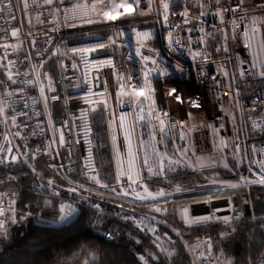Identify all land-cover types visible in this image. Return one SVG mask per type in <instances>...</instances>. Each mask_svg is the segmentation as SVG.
Wrapping results in <instances>:
<instances>
[{
  "label": "built area",
  "instance_id": "built-area-1",
  "mask_svg": "<svg viewBox=\"0 0 264 264\" xmlns=\"http://www.w3.org/2000/svg\"><path fill=\"white\" fill-rule=\"evenodd\" d=\"M28 2L26 13L19 7L14 9L16 20L9 22L7 15L0 20V45L12 46L7 50L0 47V64L6 66L0 69L7 83L0 100L6 102L3 106L9 114L0 123V146L5 150L11 147L13 155L28 159L11 123L10 116L15 114L17 126L34 143L33 155L45 158L51 169L63 165L69 174L96 175L98 144L94 115L103 107L115 169L111 189L127 190L120 183L129 175L148 188L161 175H155L149 161L153 172L148 173L138 158L140 149L134 120L136 107L142 105L148 111L156 152L167 162L180 161L171 167L174 171L182 168L195 177H204L206 182L197 184L195 189L204 187L214 178L223 179L222 172L232 173L242 182V177L249 181L259 179L257 174L264 163V76L259 74L264 70V9L250 7L258 0H243L237 11L223 12V21L216 14L223 9H218L212 0H142L139 6L133 0H119L124 7L114 5L111 0L107 7H102L99 0H93L96 7L89 9V15L99 20L91 24L83 22L84 13L79 9L86 0H74L75 17L68 11L72 6L69 0L61 6L60 12L44 5L42 0L39 6H34L32 0ZM16 3L18 0H14ZM164 3L169 4L168 11L164 10ZM238 3L240 0H220L223 8H235ZM129 4L131 11L125 12ZM140 12L144 15H138ZM201 12L211 14L201 16ZM106 13L118 18L109 20ZM165 15L167 22L163 19ZM14 28L19 29L17 37L11 36ZM100 44L104 47H97ZM93 47L94 52L73 51ZM9 72L17 81L10 88ZM128 77L131 84L139 87L125 88L121 94L120 84ZM41 88H44V96ZM10 90L16 93L12 97L6 95ZM141 91L144 96L139 95ZM149 93L152 100L145 99ZM177 96L184 102L177 101ZM130 99L133 103L128 104ZM56 104H60L59 119L54 116ZM21 112L27 115H19ZM121 115L123 127L117 128ZM85 124L88 126L86 137ZM61 131L65 137L63 146L53 142L58 140ZM113 136L117 138L115 142ZM129 144L132 155L136 154L133 165L125 162L129 156L127 147H120ZM198 158L205 164L210 162L212 167L201 168ZM8 161L9 156L5 154L0 172L8 168ZM225 163L228 168L223 166ZM224 179L226 184L235 183V179ZM132 188L136 192L127 196L131 200L141 201L135 198L137 192L141 196L148 195L137 184H132ZM16 193L12 188L0 189V212L3 213L0 230L7 223L8 210L14 206ZM52 194L58 196L59 189L53 188ZM170 198L157 200L140 221L160 248L172 253L168 257L163 251L168 261L177 253L176 241L160 232L158 224L169 215L174 221L185 223L191 216L188 215L190 208L176 209ZM148 200L151 199L144 201ZM156 207L166 211L157 213L153 211ZM68 213L67 220L76 214L62 203L61 216ZM230 215L223 219L224 237L233 232V222L244 213L232 202ZM93 230L107 239L114 238L109 230L96 226ZM188 250L192 264H219L208 233L193 239Z\"/></svg>",
  "mask_w": 264,
  "mask_h": 264
},
{
  "label": "trees",
  "instance_id": "trees-1",
  "mask_svg": "<svg viewBox=\"0 0 264 264\" xmlns=\"http://www.w3.org/2000/svg\"><path fill=\"white\" fill-rule=\"evenodd\" d=\"M0 80L5 81L6 89L2 69ZM59 109L60 104H56V119L61 116ZM102 110L98 109L94 115L98 144L96 175L101 184L109 187L93 183L91 176L83 172L69 174L63 167L51 169L45 158L35 155L34 160L27 159L24 163L20 159L1 170L0 189L12 188L17 193L14 206L8 210L7 223L0 230V264H145L140 259L142 255L148 264H192L188 244L202 233H208L219 264H264V185L256 184L168 199L176 209L214 199L229 198L232 202L236 199L238 210L244 213L233 222V232L227 237L223 236L222 219L188 224L174 221L172 215L166 216L158 229L172 237L177 246L176 255L168 261L158 242L140 222L141 216L149 214L157 200L138 202L121 197L111 189L115 169ZM15 131L20 133L17 138L22 150L33 155V141L26 138L20 126ZM169 151L172 152L171 148ZM8 174L15 179H4ZM222 174L223 179H235L232 173ZM50 180L52 184L48 183ZM205 182L204 177H195L177 168L162 173L149 187L154 191H173L177 184L194 187ZM53 188L59 189L58 196L52 194ZM245 196L250 202L249 214L245 210ZM62 203L74 210L73 219L61 220ZM94 226L111 231L114 238L96 234ZM157 253L159 259H153Z\"/></svg>",
  "mask_w": 264,
  "mask_h": 264
},
{
  "label": "snow or ice",
  "instance_id": "snow-or-ice-1",
  "mask_svg": "<svg viewBox=\"0 0 264 264\" xmlns=\"http://www.w3.org/2000/svg\"><path fill=\"white\" fill-rule=\"evenodd\" d=\"M69 2L71 3L72 6L68 7V11L72 12L73 16L75 17L76 6L74 4V0H69ZM111 2L114 5H118L120 7H124L123 4H120L119 0H111ZM125 2H127V0H125ZM141 2H142V0H133V3H136L137 6H139V4ZM212 2L218 9H220V8L223 9V11H217V13H216L217 15L220 16L221 20L223 21V12H226V11H237L240 8L241 4L243 3V0H240V3H238L235 8H223V6L220 4V0H212ZM42 3L44 5L49 6V8H55L57 12H60L61 11V6H64L66 4V0H42ZM108 3H109V0H99V4L102 7H107ZM32 4L34 6H39L40 0H32ZM162 6H163L165 11L169 10V4L164 3ZM202 6L203 5H197V7H202ZM16 7H19L21 12L26 13L28 11V8H29V2H28V0H18V3L14 4V0H0V20H2L5 15H7L9 22L12 21V20H16L17 17L14 14V9ZM95 7H96V3H94L93 0H86V3L79 5V9L84 13V15L82 17L84 23L91 24V23L97 22L99 20V17H92V16L89 15V9L90 8H95ZM250 7H256V8H259V9H264V0H258V3L253 4ZM124 10H125V12H130L131 11V5L129 4L127 7L124 8ZM206 14H211V13H203V12L200 13L201 16L206 15ZM106 15L108 16L109 20H116L118 18V15H112L111 13H106ZM138 15H144V13L140 12V13H138ZM37 19H39V17H37ZM163 19H164L165 22H167L168 21V16L165 15L163 17ZM18 33H19V29L18 28H14L11 31V36L12 37H17ZM170 42H171V33H170ZM112 43H115V41H113ZM0 47H3L5 50H7L8 48H10L12 46L9 45V44H4V45H0ZM97 47H104V45L100 44ZM95 50H96L95 47H93V48L73 49L74 52L75 51H79V52H82V53L83 52H94ZM196 55H200V54L197 53ZM144 59L147 60V57H144ZM8 63L12 64L14 62L13 61H8ZM4 67H6L4 64H0V68H4ZM242 74H243V72H241V75ZM259 74L261 76H264V70L260 71ZM145 77L147 79V74H145ZM7 81L10 82V84L8 85L9 88L11 87V84H16L17 83V81L14 79L13 74L11 72H9L8 75H7ZM130 82H131V77H128L126 81H124L123 83L120 84V93L121 94H123L125 88H129L130 87V88L135 89V88L139 87V85H133ZM148 86L150 87V84ZM4 88H5V81L0 80V96L5 94L4 93ZM49 90L50 91H54V89H49ZM173 92H175V89H173ZM40 93H41L42 96H44V88L40 89ZM14 94H16L14 92V90H10V91H8L6 93V95L8 97H12ZM22 94L23 93L21 92L19 95L22 96ZM139 95L140 96H144V93L141 91L139 93ZM53 99H56V97H53ZM145 99L152 100L151 94L149 93V95L146 96ZM176 99L179 102H184L183 100H181V98L179 96H177ZM45 101H47V97H45ZM4 103H6V102L3 101V100H0V123H3L4 122V118H7L9 116V114L6 113V111H5V107L3 106ZM117 103H119V101H117ZM127 103L131 104V103H133V101L130 99L129 101H127ZM138 103H143V101H139ZM25 107H27L26 104H25ZM141 111H143V109H141ZM19 115L24 116V115H27V113L21 112V113H19ZM150 115H154V113L150 112ZM164 115L167 116V113H164ZM16 118L17 117H16L15 114H12L10 116L11 123H12V125L14 127H18L17 124H16ZM140 119H143V116H141ZM123 120H124V117L122 115L120 117H118L117 128H122L123 127ZM160 124L163 125V120L160 121ZM85 129H86V131H85L84 135L86 137L87 136V131H88V126L86 124H85ZM160 130L163 131V128H161ZM218 133H219V129H218ZM19 135H20V133H19V131H17L16 132V136H19ZM112 139H113V142H115L117 138H116V136H113ZM127 139H128V137L125 136V140L126 141H127ZM53 142L54 143H58L61 146H63L65 144V137H64V134H63L62 131H61V133L59 135L58 140H54ZM76 142L79 143V140H77ZM120 147H122V148L123 147H127L128 155L132 156V150H131L130 144L126 145V146L125 145H120ZM18 150L19 149H17V151ZM237 150H239V146L238 145H237ZM184 151H185V154H187V149H185ZM12 152H13V149L11 147H9V148H7L5 150V148L3 146H0V165L5 163V154H7L9 156V161H8L9 164L20 161V158L18 156H16V155H13ZM48 154L50 156L52 155L51 153H48ZM56 155H59V153H56ZM90 155H91V152H90ZM25 156L28 159H30V160H34L36 158L34 155H32L30 153H25ZM198 161L200 163V167L201 168L212 167V164L210 162L208 164L203 163L202 158H198ZM22 162L27 163L28 160L26 159V160H24ZM131 162L132 161L130 160V164H131ZM168 164L169 165L180 164V161L179 160H176V161L169 160ZM141 166L146 168L148 173H152L153 172V169H152L151 166H149V163H148L147 159H145L142 162ZM186 166H191V165H186ZM223 166L225 168L229 167V165L227 163H225ZM29 167L32 168L33 172H35V168L31 164H29ZM59 167L62 168L63 165H60ZM261 169H262V171L257 174L259 176V179L251 180V181H249V180H247V178H243V177H242V179L245 180L246 184H261V185H264V163L261 164ZM169 170H171V169H169ZM155 174L159 175L160 173L157 172ZM10 179H15V178L12 177ZM90 179L92 180L93 183L98 184L101 187H109V185H107V184H101V181L97 178V175L91 176ZM117 180H118V182H120L119 176L117 177ZM2 182L3 181L0 180V183H2ZM48 183L52 184L53 181L50 180V181H48ZM132 184H137L138 188H141L142 191H144V192H146L148 194L147 196H141L137 192L135 198L139 199L141 201L147 200L149 198L155 200L156 196L165 197L167 195L164 191H160V192H158L156 194V196H153V194L151 192H149L147 187H145V186H143L141 184H138L136 179H134L131 175L128 176L126 181H123V182L120 183V186L125 188V189H127V190H125L123 192H118L116 187H112V191L114 193H117V195H119L121 197H127V196L130 195V192H136V189L132 188ZM239 186L240 185H238V184L229 185V187L234 188V189L239 187ZM177 190L179 191L180 189H177ZM70 191H75V189H70ZM0 199H2V197H0ZM165 203H166V201H165ZM121 207H123V206L121 205ZM62 210H63V208H62ZM153 211L159 213V212H162V211H166V209H161L160 207H156L155 209H153ZM0 215H3V213L0 212ZM69 215H70V213L66 214L65 216H62L61 220L62 221L66 220ZM187 223L188 224L199 223V221L187 220ZM177 235H179V233H177ZM156 239L158 240V239H160V237L157 235ZM162 251L166 252V250H162ZM166 255L168 257H171L172 253L171 252H166ZM159 256H160V254L157 253L152 258L153 259H159ZM140 259L142 261H145V264H148V262L145 260V257L143 255L140 256ZM86 264H87V262H86Z\"/></svg>",
  "mask_w": 264,
  "mask_h": 264
},
{
  "label": "rangeland",
  "instance_id": "rangeland-1",
  "mask_svg": "<svg viewBox=\"0 0 264 264\" xmlns=\"http://www.w3.org/2000/svg\"><path fill=\"white\" fill-rule=\"evenodd\" d=\"M103 110V114L105 117V111L103 107H100ZM99 108V109H100ZM143 109V111H141ZM143 116V119H140V117ZM103 117V118H104ZM106 118V117H105ZM104 118V121L106 122ZM134 131L135 135L139 144V159L142 160V162L147 159L150 162V165L154 167V172L157 173L159 172L161 175L162 173H166L169 171V169L174 170L173 167L174 165H169L167 161L163 159V157L156 152L155 147H154V140L151 136L152 133V125L149 119L148 111L143 107L142 105H139L136 107L135 110V120H134ZM156 175V174H155ZM213 181L209 182L207 185L204 187H200L195 189L193 186L190 185H181L177 184L175 189L173 191H164L167 195L165 197H159L156 196L158 191H154L148 187L149 192L153 194V196H156L155 200H162L166 199L168 197L174 198V197H182V196H187V195H192L194 193L198 192H208V191H216L220 189H226V188H231L229 185L231 184H238L240 186L245 185V180L243 182L239 177L235 180H233L235 183H230L229 181L225 182L226 179H217L214 178L212 179ZM229 180V179H228ZM247 185V184H246ZM257 185V184H256ZM177 189H180L179 191ZM151 199V198H150ZM232 204V203H231ZM181 207L180 209H182ZM191 215V214H190ZM184 220V218H182Z\"/></svg>",
  "mask_w": 264,
  "mask_h": 264
},
{
  "label": "water",
  "instance_id": "water-1",
  "mask_svg": "<svg viewBox=\"0 0 264 264\" xmlns=\"http://www.w3.org/2000/svg\"><path fill=\"white\" fill-rule=\"evenodd\" d=\"M245 202V210L246 213H250V202L248 199V196L244 197ZM232 203V200L229 198H221V199H214L211 201H203V202H197L191 205L190 212H188V215L191 214L189 219L194 220H202L203 222H207L214 219H226L230 218V205ZM235 205H237L236 199L233 201Z\"/></svg>",
  "mask_w": 264,
  "mask_h": 264
},
{
  "label": "bare ground",
  "instance_id": "bare-ground-1",
  "mask_svg": "<svg viewBox=\"0 0 264 264\" xmlns=\"http://www.w3.org/2000/svg\"><path fill=\"white\" fill-rule=\"evenodd\" d=\"M119 156H120V154H119ZM135 157H136V154L134 156L132 155V157L128 156V159L125 160V162L128 164V163H130V160H131L132 162L130 165H133L132 163H133V160L135 159Z\"/></svg>",
  "mask_w": 264,
  "mask_h": 264
}]
</instances>
